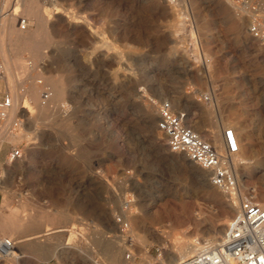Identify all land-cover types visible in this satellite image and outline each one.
I'll use <instances>...</instances> for the list:
<instances>
[{
	"label": "rangeland",
	"instance_id": "rangeland-1",
	"mask_svg": "<svg viewBox=\"0 0 264 264\" xmlns=\"http://www.w3.org/2000/svg\"><path fill=\"white\" fill-rule=\"evenodd\" d=\"M16 1L0 0V28L17 8L16 27L37 29V19ZM38 3L51 20L52 41L44 58L19 55L23 68H37L20 76V92L31 85L45 90L56 77L64 98L54 109L44 101L41 110L23 108L19 124L8 129L0 151V239L16 242L22 258L0 256V264H171L167 250L209 237L233 197L264 202V47L258 45L264 40L249 34L250 7L242 0ZM42 42L43 36L35 40ZM7 54L16 58L13 49ZM2 57L0 50V100L12 98ZM204 59L212 63L210 77ZM166 100L193 116L206 138L214 123L223 125L222 139L225 128L246 127L240 159L231 158L236 194L170 152L157 128ZM152 111H158L154 122L145 118ZM30 112L39 117L35 123ZM6 121L0 118V134ZM14 148L21 157L12 158ZM198 210L208 213L205 224ZM106 241L119 242L116 261Z\"/></svg>",
	"mask_w": 264,
	"mask_h": 264
},
{
	"label": "built area",
	"instance_id": "built-area-1",
	"mask_svg": "<svg viewBox=\"0 0 264 264\" xmlns=\"http://www.w3.org/2000/svg\"><path fill=\"white\" fill-rule=\"evenodd\" d=\"M250 7L249 34L256 39L264 40V0H242ZM27 22L21 20V27ZM51 97L50 89L42 94L47 102ZM13 100L7 95L0 100V118H5L12 107ZM157 128L166 137L170 152L184 155L191 163L207 170L210 183L226 193H237L239 182L231 162V155L239 152V139L232 128L224 131L225 152L216 149L204 140L187 123L186 112L175 111L170 101L159 105ZM19 123L16 122L15 125ZM19 148H14L12 158L21 157ZM11 239L0 245L2 250L12 248ZM127 259L132 258L129 252ZM175 264H264V205L252 196L242 198L237 213L230 220L224 234L212 245Z\"/></svg>",
	"mask_w": 264,
	"mask_h": 264
},
{
	"label": "bare ground",
	"instance_id": "bare-ground-1",
	"mask_svg": "<svg viewBox=\"0 0 264 264\" xmlns=\"http://www.w3.org/2000/svg\"><path fill=\"white\" fill-rule=\"evenodd\" d=\"M16 5H21V9L23 10V13H25L28 16V18L29 17H35V19H37V21H38L37 22L38 27L35 30L26 29L27 31L19 29V27L17 28L16 27V21H17L18 16H19V10L17 8L14 9L12 11V13H10L9 15H6L5 17L3 16V19L1 22L0 50H1V53L3 56L2 58L4 60L5 68H6V70H5L6 73L3 76V80L7 81L8 83L10 82L9 83L10 85L8 84V86L10 87V89H11L10 91L12 92L13 105L8 110L7 115H6L7 121H6L5 130L0 134L1 135V137H0V151L3 147V144L9 138L8 137V129L10 128V126H13L12 124H16V118L20 114V111L22 112V109L27 108L28 106H31V105H33L32 108L39 109V110H41L44 107L43 100H42V91L44 89H39V87H37L36 85H31V87H29L27 90H25L24 93L20 92V88L22 87V84L24 82V81H22V78L20 76L26 75L29 77L31 72L36 68V65L32 67L31 71L23 68L21 61L19 59V55L22 54L23 51H31L34 53L36 58H41V57H43V55H45V53H44L45 49L44 48L47 46H50L51 41H52V37H51L50 32H49V21H51V20H49L50 18L44 17L46 15L45 9L43 11V7L41 5H39L38 0H19L18 2L16 1ZM55 12L59 13V11H55ZM72 19H74V18H71L70 20L72 21ZM19 26H21V25H19ZM39 36H43V42L35 44V40L37 38H39ZM257 40H259V39H257ZM258 45H259V48H262V46L264 47V44L261 45L260 43H258ZM11 49L15 50V52H16V58L15 59H10V57L7 54V51L11 50ZM200 56H201V54H200ZM200 56H199V58L201 59ZM204 67L207 69L206 72H208V76L210 77V75H211L210 73L212 70V63L210 61L208 62L207 60H205ZM33 78H35V77H33ZM47 81L49 82L48 85H50V87L48 89H50V91H51V97L46 102V104H47L48 108L54 109V105L53 106H50V105L53 103H56L57 99H60V98L63 99L64 98V89H63V85H62L61 81L56 77H50ZM33 84H35V83H33ZM24 89H26V88H24ZM25 97H26V100H25ZM23 100L26 103V105H23V104L21 105ZM25 114L26 113H24V115ZM156 115H158V111L146 112L145 118L148 119V121L149 120L153 121L155 119ZM187 115H188L187 123L195 130V132H197L204 140L211 143L219 151H221L220 150L221 148H224V150H225V148H226L225 140L223 141L224 138L222 139V135H221L222 130H223L222 124H220V123L212 124L210 126V129L206 130V133H207L206 136L208 137V138H206L205 135L203 134V131L199 130L193 124L195 121L194 117L189 115V114H187ZM28 118L33 123H35L39 119L38 115H34L33 112L32 113L30 112ZM226 129L227 128H225L224 131ZM232 129L236 132L238 139H239V152L231 155L233 162L237 163L238 160L240 159L239 153H240L241 148H242L241 147L242 138L246 137L245 135L247 134V129L244 126H234V128H232ZM17 137H18L17 135L16 136L13 135L12 139L15 141H21L22 140V139L19 140L20 137H18L19 139ZM234 165L236 166L237 164H234ZM232 166H233V163H232ZM233 169H234V167H233ZM201 170H202L201 175L204 176L205 178H207L208 182H209V178H210L209 172L203 168H201ZM234 172H235V170H234ZM244 190H247V189L244 188ZM249 196H252V195H250V194H248V195L241 194V196L237 195V196L233 197L226 204V211L223 212L224 213V215H222L223 217L221 219H219L218 223L215 224V226L212 228V231H211L212 234L209 235V237L204 238L202 240L197 239V238H190L187 241L180 243L179 245H173L171 250L170 251L167 250V252H166L169 262L171 264H175L177 261L184 259L186 257H189L192 254L196 253L197 251L202 249L204 246H209V245L215 244L220 239L219 237L225 232L226 226L230 222L229 221L230 218L234 214L237 213L238 207H239V204H240L242 198L249 197ZM252 197L255 200L257 199V198H255L256 197L255 195ZM257 201H258V199H257ZM261 204L264 205V202H262ZM208 211H210V210H208ZM205 212H203V211L196 212V218L198 220H200V222H202L203 220L204 221L206 220L205 216H204ZM11 219H13V218H11ZM171 219L173 221H175L178 226H179V224H181V223L178 224V222H180L181 220L177 215L171 216ZM16 220H18V219H16ZM194 222H195V220H194ZM205 223H206V221L204 223L202 222V224H205ZM5 241H6V238H1L0 239V245L2 243H5ZM10 242L12 243V248L7 249V250H2L0 248V256H2L4 258H15L17 260L22 258V256H21L22 252H19L20 250L18 249L16 242H13L12 240H10ZM105 247H106L105 252L107 253L108 258L112 262L116 261L118 259V252H119V247H120L119 242L115 241V244H114V241H113V242H110V244H108V241H106ZM161 264H165V263H161ZM166 264H169V263L167 262Z\"/></svg>",
	"mask_w": 264,
	"mask_h": 264
},
{
	"label": "crops",
	"instance_id": "crops-1",
	"mask_svg": "<svg viewBox=\"0 0 264 264\" xmlns=\"http://www.w3.org/2000/svg\"><path fill=\"white\" fill-rule=\"evenodd\" d=\"M2 150V149H1ZM1 205H2V196L0 194V208H1Z\"/></svg>",
	"mask_w": 264,
	"mask_h": 264
}]
</instances>
